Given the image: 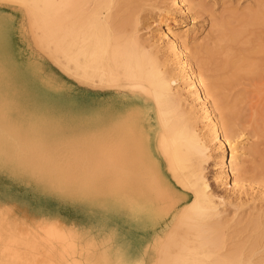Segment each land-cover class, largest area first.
I'll return each instance as SVG.
<instances>
[{"label": "bare ground", "instance_id": "1", "mask_svg": "<svg viewBox=\"0 0 264 264\" xmlns=\"http://www.w3.org/2000/svg\"><path fill=\"white\" fill-rule=\"evenodd\" d=\"M34 1L40 2V37L52 42L56 57L64 58L61 67L78 84L60 86L69 91L67 107L47 113L21 109L20 104L26 102L27 82L22 81L17 87L11 81L17 74L33 76L37 69L33 61L26 66L16 64L8 35L12 15L0 10V165L12 161L18 172L42 178L34 184L36 187L43 182L50 184L45 185L48 190L66 200L61 206L51 207L42 201L33 203L26 197L19 201L14 194L5 195L9 197L10 209L16 206L23 215L15 227L23 230L18 237L25 246L18 250L12 241L6 242L9 246L4 252L5 264H55L60 259L66 264H162L167 254L164 242L173 243L169 240L176 238L180 228L205 230L219 223L210 221L220 214L217 207L230 194L218 195L212 183L216 187L230 183L234 190L247 171L238 170L239 154L232 145L235 138L228 134L226 117L217 116L216 102L209 99L216 87L207 85L204 89V79L191 67L180 37L165 21L166 28L160 27L162 36L177 56L180 73L200 105L209 135L219 147L226 143L229 146V159L225 149L221 151L216 164L219 171L211 183L204 174L207 144L181 108L169 76L136 36V20L129 11L123 17L115 12L121 0ZM184 1H174L182 13L188 9ZM50 15L55 17L53 21H49ZM259 15L249 14L248 19L255 21ZM48 21L53 23L51 31ZM226 39L234 41L235 36L223 34L207 48L206 59H220V67L231 70V76L236 78L244 64L231 56ZM95 83L98 87L92 86ZM258 88L261 93L264 91V85ZM15 112L31 118L25 129L9 124ZM20 139L30 142L20 144ZM59 160L62 170L56 179L58 176L50 173L48 167ZM228 176L232 177L229 182ZM260 192L264 194V190ZM74 204H83L85 209L76 212ZM110 217L113 223L102 221ZM253 223L259 225L257 219ZM93 231L97 232L96 238L90 237ZM260 238V259L254 263L243 256L246 264H264V230ZM33 240L40 251L29 249L28 243ZM94 246L100 248L98 254L93 251ZM236 254L233 259L230 258L234 253L219 257L227 263L244 264L242 254ZM197 255L202 260L203 253Z\"/></svg>", "mask_w": 264, "mask_h": 264}, {"label": "rangeland", "instance_id": "2", "mask_svg": "<svg viewBox=\"0 0 264 264\" xmlns=\"http://www.w3.org/2000/svg\"><path fill=\"white\" fill-rule=\"evenodd\" d=\"M174 1L121 0L115 12L122 15V17L130 12L136 20V36L142 42L145 50L153 53L161 70L169 76L171 87L180 99L181 108L189 115L194 129L203 138L205 145L207 144L206 157H208L204 162V174L209 182L212 183L213 175L219 171V165L216 164L221 151L225 149V156L229 159V146L226 143L223 148L219 147V143L209 135L205 126L206 121L201 117L200 105L194 100V94L188 86L187 79L182 77L180 73L177 56L173 53L166 38L162 36L160 27L161 29L166 28V22L169 23L170 30L180 37L191 67L195 72H199L204 79V89L207 90V85L216 87L214 97L209 96V99L211 102L214 99L217 116L219 114L223 119L226 117L229 127L228 134L232 139L235 138L232 145L234 144V148L236 146L235 153L239 154L238 161H240L239 165L241 167L238 165V170L239 168H245L247 171L240 178L238 187L234 190L230 187V183L227 187L224 185L216 187L212 183L214 191L216 190L218 195L226 197L225 195L230 194L229 199L226 198L225 202L218 205L217 208L220 210V214L210 221L219 220V223L212 224L213 227L205 228V230L186 226L182 227L183 229L180 228L177 231L176 238L169 240L174 241L173 243L164 242V246L166 243L167 254L165 253L162 264H180L182 261H184V264H197L198 262V264H217L218 261L219 264H223L224 261V264H234L233 261L227 263V260L223 259L226 255V257H229L230 254L232 256L233 253L234 255L230 259H233L235 254L238 253V255L236 254L238 257L242 254V256L240 255L242 262H245L243 260L244 256V259L247 257L250 260L252 259L251 262L256 263L262 255L260 236L262 230H264V194L260 192V190H264V186H262L264 185V91L261 93L258 88L259 85H264V0H185L184 3L188 9L184 13L176 7ZM39 4L40 2L36 4L34 0H0V10L10 12L12 15L8 35L16 64L26 66L33 61L37 69L33 76H26V74L20 76V74H17L11 81L12 85L17 87L22 85V81L27 82L24 94L26 102L20 104V108L26 111L31 110L33 113H47L51 111L50 109L68 106L70 102L69 91L62 89L60 86L64 85L69 88L70 83L78 84V81L61 67L64 66V58L56 57L57 53L53 50V45L50 44L52 42L40 37L42 31L37 10V7L40 8V6H37ZM252 13L260 14L259 19L257 18L255 21L248 19V15ZM54 18L50 15L49 21H53ZM49 21L47 26H51L48 30L51 31L53 23ZM225 33L229 36H235L234 41L226 39L224 43L231 47V56L235 59L238 57L244 64V66L242 65L243 68L237 71L239 75L236 78L231 76V70L226 71L220 67V59L210 61L206 59L207 48L215 45ZM203 63L205 64L203 65ZM246 63L251 65L248 66ZM92 86L98 87V84L95 83ZM16 104L10 103L12 106ZM30 120L29 116L22 117L15 112L11 114L9 124L22 130L28 126ZM231 131L232 133H230ZM229 140L231 141V139ZM17 142L21 144L30 141L20 139ZM8 146L5 149L6 152L9 150ZM55 162L57 164L50 165L48 170L58 176L56 179H59L62 170V163L60 162L62 161ZM230 177H227L228 182ZM41 179L28 177L25 173L18 172L17 166L12 161L0 165V225H2L0 226V264H5L4 252L11 241L15 247L17 246L18 250L25 248L24 241L19 238L23 230L15 227L16 222L20 221L23 215L17 210L16 206L10 209L11 203L8 201L9 197L6 196L14 194L19 201L21 198L25 199L26 197L30 202L42 201L51 207L61 206L66 200L65 197L57 198L55 194L50 192L49 188L45 186L50 184L43 182V185L36 187L34 184L42 181ZM73 208L76 209V212L85 209L83 204H74ZM112 218L102 221L108 224L113 223ZM256 219L259 225L253 223ZM3 232L6 234H3ZM96 234L97 232L93 231L90 237L96 238ZM178 234L181 235L178 236ZM28 235L23 237L25 238ZM180 242L188 245H183ZM221 243L225 246L224 248ZM28 244L30 245L29 249H32V251L41 250L40 246L36 247L34 240ZM21 246L23 247L21 248ZM219 247H221V250ZM99 249L96 246L93 247L96 254L99 253ZM180 249L181 251H179ZM84 250L85 247L82 251ZM193 250H196V253ZM201 252L205 256L201 255L202 260H198L201 257L200 255L196 257V254H201ZM219 256H223V258ZM212 260L214 262L210 263ZM57 262L55 264H66L62 262V259ZM68 264L70 263L68 262Z\"/></svg>", "mask_w": 264, "mask_h": 264}, {"label": "crops", "instance_id": "3", "mask_svg": "<svg viewBox=\"0 0 264 264\" xmlns=\"http://www.w3.org/2000/svg\"><path fill=\"white\" fill-rule=\"evenodd\" d=\"M4 11V10H3Z\"/></svg>", "mask_w": 264, "mask_h": 264}]
</instances>
